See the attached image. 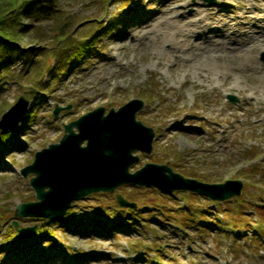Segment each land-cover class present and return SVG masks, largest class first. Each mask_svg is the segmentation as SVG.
<instances>
[{"label":"rangeland","instance_id":"obj_1","mask_svg":"<svg viewBox=\"0 0 264 264\" xmlns=\"http://www.w3.org/2000/svg\"><path fill=\"white\" fill-rule=\"evenodd\" d=\"M36 1L58 16L69 15L77 43L88 50L70 66L64 55L53 56L49 18L23 20L24 37L9 50L8 66H0V116L19 96L28 101L25 114L35 115L27 126L17 127L13 143L0 147V264H264V101L252 96L253 71L212 51L216 57L206 56L202 63L208 58L211 66L237 67L232 78L215 85L187 66L196 53L134 41L130 27L157 16V5L168 0ZM184 1L191 21L198 17L196 9L213 12L235 4L171 0L166 5ZM259 24L264 30V19ZM255 56L264 65V51ZM132 100L142 102L135 119L153 130L154 139L149 155L136 153L139 161L131 171L154 163L209 184L240 181L241 196L217 203L189 193L125 186L73 202L66 227L14 216L17 205L36 201L31 175L23 178L20 169L60 140L64 124L98 107L106 114ZM68 105L52 117L54 107ZM117 193L136 209L116 206ZM13 221L20 229L47 231V237L16 241Z\"/></svg>","mask_w":264,"mask_h":264},{"label":"water","instance_id":"obj_2","mask_svg":"<svg viewBox=\"0 0 264 264\" xmlns=\"http://www.w3.org/2000/svg\"><path fill=\"white\" fill-rule=\"evenodd\" d=\"M205 1L213 4V0ZM228 99L236 102L232 96ZM26 108L27 101L19 97L1 115L0 134L14 131ZM141 108L142 102L138 100L126 103L116 111L110 109L106 115L104 108L98 107L64 125V134L59 142L36 152L32 163L20 170L23 177L33 175L29 184L34 190L36 202L17 205L15 215L60 221L73 201L90 193H113L125 184L156 187L168 194L176 190L190 191L214 201L240 195V181L206 184L184 178L167 165L147 163L130 173V167L139 161L133 153L150 154L152 151L153 130L135 119ZM60 110L56 107L53 115ZM83 143L85 146H82ZM115 199L120 207H135L119 194ZM33 234L34 228L20 230L18 238Z\"/></svg>","mask_w":264,"mask_h":264},{"label":"bare ground","instance_id":"obj_3","mask_svg":"<svg viewBox=\"0 0 264 264\" xmlns=\"http://www.w3.org/2000/svg\"><path fill=\"white\" fill-rule=\"evenodd\" d=\"M170 1L157 5V16L130 27V36L134 41L156 49L170 44L169 51L185 49V52L196 53L194 62L192 58L190 61L193 64L187 66L195 70L196 76L202 75L204 80L215 85L232 78V69L236 70L237 67L226 66L224 69L220 64L211 66L208 58L204 63L201 59L206 56L216 57L212 51L223 52L232 62L253 71L252 96L255 101H264V65L255 56L264 51V30L260 29L259 24L264 19V0H228L235 3L231 4L232 9L217 6L212 8L213 12H209V8L196 9L194 15L198 17L193 21L188 20L189 13L184 11L190 6L188 2L184 1L179 6L170 8L166 5ZM155 23L156 29L152 28ZM232 36H236L238 40L235 41ZM197 40L203 45L196 44ZM169 41L171 43H167ZM113 60L115 58H109V63ZM188 62L187 58V64ZM203 69H207L204 74Z\"/></svg>","mask_w":264,"mask_h":264},{"label":"trees","instance_id":"obj_4","mask_svg":"<svg viewBox=\"0 0 264 264\" xmlns=\"http://www.w3.org/2000/svg\"><path fill=\"white\" fill-rule=\"evenodd\" d=\"M36 0H1L0 2V66L6 67L9 64V50L20 39L24 37V29L21 27V21L23 20H51L53 25L52 32L54 49L52 50L53 56H63L70 66L81 60L86 54L88 48L84 46V43H77L76 37H74L71 30L73 19L69 15L58 16L50 9L36 4ZM36 40L42 39L40 32L35 33ZM71 60V61H70ZM35 97V94H33ZM3 106L0 110L3 111ZM34 115H25L22 125L27 126L28 119L34 118ZM13 134L6 136L0 135V147L4 143L11 141L14 142ZM71 211H68L64 217L63 222H68ZM37 234H45V232H37Z\"/></svg>","mask_w":264,"mask_h":264}]
</instances>
